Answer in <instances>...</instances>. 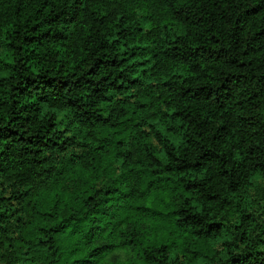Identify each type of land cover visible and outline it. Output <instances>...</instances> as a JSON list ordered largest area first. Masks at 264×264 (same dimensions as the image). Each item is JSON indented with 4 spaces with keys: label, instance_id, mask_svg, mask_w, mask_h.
I'll return each instance as SVG.
<instances>
[{
    "label": "trees",
    "instance_id": "obj_1",
    "mask_svg": "<svg viewBox=\"0 0 264 264\" xmlns=\"http://www.w3.org/2000/svg\"><path fill=\"white\" fill-rule=\"evenodd\" d=\"M0 264H264V0H0Z\"/></svg>",
    "mask_w": 264,
    "mask_h": 264
}]
</instances>
